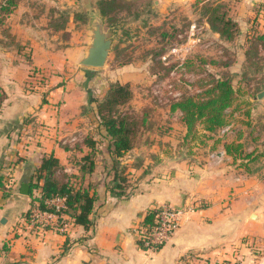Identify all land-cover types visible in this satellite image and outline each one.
<instances>
[{
    "label": "crops",
    "instance_id": "0c3cea01",
    "mask_svg": "<svg viewBox=\"0 0 264 264\" xmlns=\"http://www.w3.org/2000/svg\"><path fill=\"white\" fill-rule=\"evenodd\" d=\"M34 1L18 0L5 19L10 27L19 26L24 35L27 32L15 41L29 46V58L0 43V93L4 94L0 102V176L10 187L8 195L0 190V264H218L222 259L263 264L264 96H256L264 91V84L244 96L249 101L248 118L255 116L253 123L259 122L261 128L252 126L256 148L246 150L255 149L259 157L247 163L248 169L239 160L234 162L221 144L243 142L247 139L244 133L222 139L202 155L159 167L160 173L143 179L127 196L111 193L103 182L95 183L98 200L91 215L94 223L87 230L69 223L61 233L53 227L54 218L48 222L43 215L25 217L31 198L21 194L20 188L34 179L41 158L52 153L70 171L69 157L80 155L75 145L87 135L97 139L89 126V120L97 124L94 100L86 104L81 85L85 73L94 71L79 65L86 33L84 43L77 36L75 43L51 48V40L37 36L43 34L36 30H54L57 18L33 14ZM232 2L229 12L237 23L245 54L250 41L264 36V0ZM70 18L74 21L73 13ZM257 43L258 55L264 60V45ZM81 147L83 152L88 150ZM97 168L96 164L90 178L93 182L98 181L94 178ZM163 204L183 210L178 229L157 250L140 248L133 227L149 207Z\"/></svg>",
    "mask_w": 264,
    "mask_h": 264
},
{
    "label": "rangeland",
    "instance_id": "374dc122",
    "mask_svg": "<svg viewBox=\"0 0 264 264\" xmlns=\"http://www.w3.org/2000/svg\"><path fill=\"white\" fill-rule=\"evenodd\" d=\"M211 1L222 2L231 18L229 10L232 9L233 0ZM34 2L31 10L33 14L43 17L46 14L55 15L56 18H60L62 14L69 16L67 21L59 20L55 24L66 26L65 31L36 28L37 34H43L37 36L51 40V48L75 43L77 36L78 42L84 43L87 17L84 23L75 24L70 18L72 13L76 10L86 13L89 9H100L101 5L105 6L104 3L109 2L108 15H104L105 27L113 23L119 25L114 41V46L118 47L114 51L113 46L105 66L92 69L94 70L92 74L85 73L81 85L85 89L84 100L89 105L91 101L103 96L109 83H127L132 91V98L119 109L138 122L145 118L144 123L138 127L133 149L120 159L121 163L118 165V169L121 166L125 167L124 174L128 180L127 192L137 190L139 183L151 174L160 173L161 166L178 159L191 158L192 155H202L209 147L215 149L214 140L230 139L246 133L247 139L243 141L244 150L255 147L253 137L256 134L254 132L248 134L250 127L245 122L250 121L256 130L258 127L261 131V128L259 122L253 123L255 116H251L252 119L244 116L249 104L247 97L244 96L247 92L252 94L263 86L264 79L261 71L257 72L253 66H248L244 61L245 54L239 35H236L234 40L227 41L210 29L200 0H35ZM100 2L104 3L100 4ZM232 14L234 16V13ZM21 18L27 19L26 16ZM25 35L24 30L19 26L10 27L9 20L4 21L3 26L0 25V43L8 45L6 47L11 46L10 48L21 57L28 59L29 46L15 41V37L22 39ZM188 35H191V39L198 37L200 41L191 46L186 57L187 64L181 68L174 61L171 50L185 43ZM249 45L250 42L246 45V49ZM261 64H264L263 59L260 61ZM224 74L230 75L239 89L238 99L226 112L227 125H230V129L224 133L219 130L213 133L199 130L194 139H185V126L180 119L181 113L171 111V103L185 96H199L209 88L216 77ZM60 80L59 82L63 83V79ZM176 92L179 95L175 97L173 95ZM89 126L95 129L93 121L89 120ZM98 148L100 153L97 156L98 168L94 178L98 180L96 184L103 182L104 185V181H108L112 175L111 160L102 151L105 148L104 141L98 144ZM74 159L75 156L69 157L71 164ZM217 263L237 264L238 260L222 259Z\"/></svg>",
    "mask_w": 264,
    "mask_h": 264
},
{
    "label": "trees",
    "instance_id": "16d2710c",
    "mask_svg": "<svg viewBox=\"0 0 264 264\" xmlns=\"http://www.w3.org/2000/svg\"><path fill=\"white\" fill-rule=\"evenodd\" d=\"M200 1L210 29L227 41L234 40L238 32V26L236 21L227 14L228 11L226 8L224 9L223 3L211 0ZM17 2L18 0H0V25H3L6 17L14 11ZM103 3L100 2V4ZM108 3L105 2V6H100L103 15H108ZM59 17L55 22L64 19L67 21L69 18L66 14ZM73 20L76 23H84L86 21L85 13L81 11L73 12ZM64 28V25H55L54 30H64ZM257 41L264 45V36L258 35L255 40L250 41L249 47L245 50L244 61L248 66H253L258 72L262 70L263 65H260L262 58L258 55ZM117 47V45L114 46V51ZM187 61L184 63L185 65ZM238 96L239 89L235 86L233 78L224 74L216 77L209 88L205 89L199 96H185L171 103L170 110L181 113L180 119L185 126L184 138L194 139L199 130L213 133L220 131L227 125L226 112L233 107ZM3 98L4 94L0 93V102ZM131 98L132 91L127 83H109L104 96L94 101V112L97 120L94 131L97 139L88 135L83 138L80 144L88 148L85 152L82 151L80 144L75 145V150L80 155H74L76 159L71 164L70 171H66L59 159L52 153L41 158L34 170V179L29 183L28 195L31 198V206L25 213L26 218H31L33 209H38L42 212H54L57 215L59 225L72 223L82 226L85 230L92 226L94 222L91 215L98 200V194L96 184L90 178L97 164V156L100 153L98 144L101 141L102 143L104 141L106 155L111 160L110 171L112 175L108 181H104L106 190L124 196L132 193L127 192L126 183L128 180L124 174L125 167L121 166L118 169V165L121 163L120 159L133 149L138 127L144 123L145 118L138 122L128 113L119 109ZM244 116H250V108L244 112ZM246 121L245 124L250 127L248 134L251 135L253 132L251 122ZM214 141L217 144L219 140ZM221 144L225 153L230 155L234 162L239 160V165L245 166L246 169H248L247 163L259 157V153H256L255 149L248 152L244 150L243 142L231 141L222 142ZM0 190L6 195L10 193V187L6 186L2 176H0ZM34 190H38L39 194H34ZM55 197L63 198V205L58 209H55L48 202V200ZM156 211V207H149L145 211L140 224H151ZM46 227L51 228L49 225H46Z\"/></svg>",
    "mask_w": 264,
    "mask_h": 264
},
{
    "label": "built area",
    "instance_id": "2783aa9c",
    "mask_svg": "<svg viewBox=\"0 0 264 264\" xmlns=\"http://www.w3.org/2000/svg\"><path fill=\"white\" fill-rule=\"evenodd\" d=\"M199 41L200 39L198 37L191 39V35H188L187 41L185 43L172 48L171 54L173 55V59L176 61L178 66L181 68L184 67L189 49L193 44L198 43ZM169 92L171 93V91ZM178 95L179 93L176 92L173 96L176 97ZM229 129L230 125H225L220 130V132L224 133ZM48 202L51 203L55 209H58L63 205V198L55 197L51 200H48ZM152 207L157 208L153 222L151 224L145 225L138 223L133 227V233L135 234L137 245L140 248L155 251L178 229L183 215V210L168 204L156 205ZM41 215L45 216L48 222L54 218L55 223L53 226L55 229L61 233L66 232L69 224L65 223L59 225L57 223V215L54 212H42L38 209H35L34 212H32L33 219H36L37 216Z\"/></svg>",
    "mask_w": 264,
    "mask_h": 264
},
{
    "label": "water",
    "instance_id": "95a60500",
    "mask_svg": "<svg viewBox=\"0 0 264 264\" xmlns=\"http://www.w3.org/2000/svg\"><path fill=\"white\" fill-rule=\"evenodd\" d=\"M85 14L87 17L86 43L84 45V53L79 60V65L101 68L105 66L112 53L119 25L113 23L106 28V18L99 8L89 9ZM263 96L264 91H261L257 94L256 98ZM28 192L29 184L23 183L20 188V193L27 195Z\"/></svg>",
    "mask_w": 264,
    "mask_h": 264
}]
</instances>
